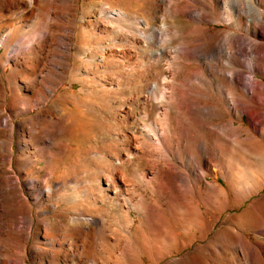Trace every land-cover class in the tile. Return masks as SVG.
<instances>
[{
  "label": "bare ground",
  "instance_id": "obj_1",
  "mask_svg": "<svg viewBox=\"0 0 264 264\" xmlns=\"http://www.w3.org/2000/svg\"><path fill=\"white\" fill-rule=\"evenodd\" d=\"M43 9L48 15L41 29L36 22L28 27L31 15ZM173 13L191 25L188 36L173 26ZM0 14L8 27L0 46L14 65L10 104L0 102V136L11 132L15 115L27 113L23 129L30 138L23 143L29 153L21 158L11 141L0 137V226L8 236L0 264H27L31 235L37 239L32 264H95L96 255L107 254L105 264H157L204 239L214 228L210 217L215 220L216 212L235 208L263 186L244 176L251 166L264 174V76L254 74L264 75V0H0ZM210 22L230 29L211 28ZM58 30L69 33L59 37ZM55 43L63 45L61 54L53 53ZM139 47L141 57L131 61ZM52 53L60 59L49 60ZM127 67L130 76L142 71L129 94H120ZM66 72L80 87L58 93ZM20 78L24 86L17 87ZM215 93L222 105L212 100ZM65 101L75 106V117L65 111ZM34 107L42 110L33 114ZM174 107L177 127L171 129ZM242 113L248 126L235 122ZM225 114L228 118L215 124L213 118ZM81 124L94 127L101 147L66 142V131ZM16 146L21 150L20 142ZM135 157L144 166L129 177L123 167ZM40 160L44 164L38 166ZM18 163L25 174L45 172L24 179L17 175ZM212 164L226 184H202ZM262 197L254 202L264 204ZM254 202L218 227L186 264H200L201 253H222L225 243L246 264H264L263 240L250 241L232 221L241 219L264 235V205L254 208ZM102 207L117 210L108 241H116L123 261L104 240Z\"/></svg>",
  "mask_w": 264,
  "mask_h": 264
},
{
  "label": "rangeland",
  "instance_id": "obj_2",
  "mask_svg": "<svg viewBox=\"0 0 264 264\" xmlns=\"http://www.w3.org/2000/svg\"><path fill=\"white\" fill-rule=\"evenodd\" d=\"M78 1L80 2L82 0H78ZM29 4L30 3L27 2L24 6H28ZM24 6H21V8L16 9V10L22 11ZM47 9H48V6H47ZM133 9H137L138 10L140 8L137 7V6H134ZM45 10L46 9H43L42 11H37L36 10L31 15V18H29V21L27 23L28 27H29V25H31L32 22H36V23H38L37 30L38 29L40 30L41 27L44 25L46 19H47V15L48 14H46V13H48V11H45ZM50 10H52V8H50ZM13 11L14 10H11L9 13H11ZM138 11H140V10H138ZM0 16H1V14H0ZM1 19L3 20V18H0V20ZM1 21H0V35L6 33L7 29H8L6 24H3V25L1 24ZM170 21L172 22L173 26L180 31L181 37L188 36V32H189V30L191 28V25L188 24V22L186 21L185 17L182 14L173 13ZM210 24L212 26L211 28H213L214 25H216L217 27H223V28L230 29L229 25H227L225 23L222 25V22H219V23L210 22ZM154 25H158V22H155ZM232 30H234L235 32H239V33L241 32L239 29H237L235 27ZM66 31L67 30H65V31L64 30H61V31L58 30L56 33H57V35L59 34V37H60V35H64L65 36V35H68L67 33H69V31L68 32H66ZM77 33H78V38L77 39L82 38V36H81L82 32L80 30H77L76 34ZM179 38L180 37L176 38L175 41H178ZM75 40H76V38L74 37L73 43L75 42ZM53 46L51 47V48H54L52 50L53 53H56V50L58 51L60 49L58 54H61V52L63 50V45H59V43H57V44L55 43V45H53ZM139 46H141V45L139 44ZM71 48H72L71 65L73 67V66H75V59H74L75 58V55H74L75 48H74V45ZM140 48L141 47L134 48L135 50L134 49L132 50V52L130 53L132 55L131 61L136 62L135 60H137V59H139V57H141L142 49H140ZM139 51H141V52H139ZM53 53H52L51 56H49V60L50 59L51 60L52 59L56 60V58L59 57L58 55L53 54ZM27 58H29V56ZM58 59H60V57ZM27 61H25V63H27L26 65L29 67L30 65L28 64ZM13 69H14V65H13L9 55H6L5 48L3 46H0V79L3 81L2 83L5 85V89H6L5 96H1L0 95V102L3 101L5 103V105H6V107L10 104V100H11V96H12V85H10L8 83V81H9V77L11 76V73H12ZM129 71H130V69L128 68L126 73H125V78L122 77L123 79H125V81L122 79V83L124 82L125 84L124 83L122 84V88L120 90V94H129L130 89L132 88L134 83L137 81L136 79L140 75L142 69H140L139 74L136 73L135 76L134 75L130 76ZM185 71L187 72V68L185 69ZM68 72H69V70H68ZM68 72H66L64 74V77L61 79V82L59 84L58 93L61 92L63 89H68L71 92H76L77 89L80 87V82H78L77 80H72L73 83H71V79L69 80L70 73H68ZM113 72H117L116 69H114ZM45 74H46L45 71H41V75H45ZM254 74L257 77L264 76V75H262V73H260L258 71H255ZM243 75H245V74H242V76ZM16 80H17L16 81L17 87L24 86L23 79L20 78V79H16ZM218 95H219L218 93H215V97H213L212 100L215 101L216 103L219 102V104L222 105V102L218 99V97L220 95L219 96ZM61 101L62 100L59 99L58 100L59 103L57 104V102H56L57 106H59V104H60V106H62V103H60ZM64 104H65V109H66L65 111H68V110L71 111V112H69L70 115L75 117L74 113H76L77 111H76L75 106L72 104V102L65 101ZM69 104H71L72 106L69 105ZM69 106H70V109H69ZM71 107H73V108H71ZM59 108H62V107H59ZM174 108H171V123H172L171 124V129H175L177 127V117H176L177 109L176 108L174 109ZM71 109H74L75 111L71 110ZM41 110H42L41 108L34 107L32 113L33 114L34 113H39ZM154 111H155V106H153L151 108V112L153 113ZM26 115H27V113H19V114L15 115L14 116V120H15L16 123H15L13 129L11 130V132L10 133L5 132V133H3L0 136L1 139H8V140H10L12 142V144L14 146V152L19 157H20V155L18 154V152L21 153V155L24 154L25 156H27L28 153H29L28 150H27L28 146H24L23 145V143L25 141H28L30 139L29 135L26 132H24V129H23V125H24L23 121H24ZM223 116L224 115H222L221 117H214L213 120H214L215 124H217V123H219V122H221V121H223V120L228 118L226 116V114H225L224 117ZM235 119H236L235 122L238 123V124L241 123V124H243L245 126L249 125L248 117H247V115L245 113H242L241 116H239V117H237ZM75 124L77 125V123H75ZM73 128H74V126H73ZM73 128H70L64 134V139L66 140V142H69L72 146H75V145H77L79 143V144H84L86 146L93 147V148L101 147L102 142H100L98 139L94 138L95 130H93L94 127L92 125H88V124L83 125V124H81V125H78V128H76V126H75L74 129ZM258 132H261V130H259ZM67 134H69V135H67ZM257 134L258 133H256V132L253 133V135H255V136H257ZM75 135H76V137H75ZM81 138H82V141H81ZM18 142L21 143V150H18V147L16 146L18 144ZM73 148H75V147H73ZM30 150L31 149H29V151ZM73 154H74V152H70L68 157L73 158V156H74ZM21 158H23V155H22ZM43 164H44L43 160H40L39 162H37L38 166L43 165ZM143 166H144L143 160L139 159L138 157H135L134 160L131 163L126 164L123 167V172L125 173V171H126L125 174L127 176L131 177V175L132 176L135 175V173L137 171H139L141 169V167H143ZM20 167H21V164L18 163V165H16V168L18 169ZM205 169H209V166H205ZM211 169H212L211 171H208L209 174L206 176L207 179H202V184L205 185L206 184V180H209L211 182L214 181V182H218V183L221 182L222 184H226L221 170L219 168H217L214 164L211 165ZM132 170H133V172H131ZM44 172H45L44 169L41 168L37 172L36 171L32 172V170H31L30 172L25 174V173L21 172L20 169H18L17 175H20L24 179H26L27 177H31L33 175L37 176V175H40V174H44ZM244 179L247 180L249 183H251V181L252 182L255 181V179H259L261 181V183H263V186H257L255 189L253 188V190H254L253 192L254 193L252 195H250L249 197H247L241 204H237L238 206H236L235 208L228 207V208H225L224 210H222L220 212H216L215 218H214L215 220H213V218L210 217L211 222L214 225V228H213L212 231H210L207 234V236L204 239H202V240H194L193 242H190L188 244V246L181 247V249L179 248L177 250L172 251L169 256H165L164 258L160 259L157 264H186L187 262H189V260H191V258H192V256L194 254L199 253V250H200L201 246L206 245V244L209 243V239L212 237V235L215 234L214 231L218 227L224 225L228 218L230 219L231 217H233L237 213H240L242 210H244L249 205L251 206V202H254V200L256 198L261 197V196L264 195V174L262 173L261 169H256L255 167L251 166L250 173L246 174L244 176ZM144 188L145 187H143L142 189H144ZM25 189L26 188H24V190ZM25 192H27V190H25ZM262 199H264V198L262 197ZM160 203H161L162 209H165L166 205L165 204L162 205L163 202H160ZM261 203L262 202H259V201H257V203L254 202L252 207H254V208L262 207L264 204H261ZM103 210H104V213H106L105 220H106V224H107V225H105L102 228L104 240L106 241L107 245L109 246V250L112 251L115 254L114 258L123 261L124 260L123 255L121 253L117 252L115 250V248H114L115 247L114 245L116 244V241L112 240V239L110 240V242L108 241L109 235L112 237L111 231L114 229V226H113L112 222L116 219L117 210L115 208H112V207L111 208L104 207ZM263 210H264V207H263ZM131 213H132L133 220L135 222H137L138 221V213L133 208H131ZM38 216H39L38 213H35L34 217L37 218ZM232 221H234V223L236 224L237 228H239L240 230L244 229V231H245L246 235L248 236V238L250 239V241L255 242V238L259 237V238H261L263 240V241L262 240L261 241L264 242V235L259 233V232H257V231H255V230H253V229H251V228H249V227H247L249 224L245 225L244 222L241 221V219H236V218L232 219ZM242 223H243V226H242ZM175 226L177 227L176 224H174V227ZM176 229H177L178 232L180 231L178 228H176ZM213 232H214V234H213ZM32 237L33 236L31 235L29 237L28 241H27V257L25 259L27 264H32L31 260H30V255H31V252H32V244H33V242H35L34 240H37L35 237H33L34 239ZM7 238H8V236L6 234V229L4 227L0 226V251L5 250V247L7 246L5 241L7 240ZM181 238L185 239L186 237L182 236L179 239H181ZM38 240H40V238H38ZM128 240H129L131 246H133L135 244V242L133 241V239L131 237L128 238ZM226 244H228V243H225V247H224L222 253L219 252L220 251L219 249H216L215 252L211 253V254H206L205 255V254L201 253L202 255L199 254L198 258H196L198 260H196V261L198 263H200V264H207V263L208 264H213V262H215L216 264H246V262L243 261L242 256L237 252V249H235L234 246H231L229 244L226 245ZM11 249L13 250V248H11ZM263 255H264V252H263ZM97 256L100 257L101 255H96V258L98 260L96 261L97 263H95V264H101L105 260L108 261V259H107L108 254L106 256V259H105V256H104V258L103 257L98 258ZM172 258H175V259L177 258L179 260H176V262L170 263ZM112 261H113V259H112ZM122 263L125 264L126 263L125 260ZM78 264H82L81 261L78 262ZM103 264H105V262Z\"/></svg>",
  "mask_w": 264,
  "mask_h": 264
}]
</instances>
